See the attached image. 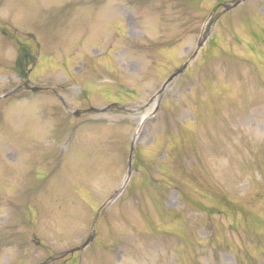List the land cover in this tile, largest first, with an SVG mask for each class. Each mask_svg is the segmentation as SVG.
<instances>
[{
  "label": "rangeland",
  "instance_id": "374dc122",
  "mask_svg": "<svg viewBox=\"0 0 264 264\" xmlns=\"http://www.w3.org/2000/svg\"><path fill=\"white\" fill-rule=\"evenodd\" d=\"M0 26V264H264V0H0Z\"/></svg>",
  "mask_w": 264,
  "mask_h": 264
},
{
  "label": "flooded vegetation",
  "instance_id": "af4514ba",
  "mask_svg": "<svg viewBox=\"0 0 264 264\" xmlns=\"http://www.w3.org/2000/svg\"><path fill=\"white\" fill-rule=\"evenodd\" d=\"M22 59H23V61H24V63H25V64H27V63H28V61H27V56H25V55H24V56H22ZM23 87H25V88H26V87H27V85H23Z\"/></svg>",
  "mask_w": 264,
  "mask_h": 264
},
{
  "label": "water",
  "instance_id": "95a60500",
  "mask_svg": "<svg viewBox=\"0 0 264 264\" xmlns=\"http://www.w3.org/2000/svg\"><path fill=\"white\" fill-rule=\"evenodd\" d=\"M236 4H239V2H236V3H234V6L236 5ZM0 31H2L1 29H0ZM91 240V239H90ZM85 245H83L81 248H83ZM81 248H78V249H75L74 251H78V250H80ZM73 251V252H74Z\"/></svg>",
  "mask_w": 264,
  "mask_h": 264
}]
</instances>
